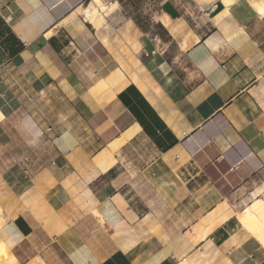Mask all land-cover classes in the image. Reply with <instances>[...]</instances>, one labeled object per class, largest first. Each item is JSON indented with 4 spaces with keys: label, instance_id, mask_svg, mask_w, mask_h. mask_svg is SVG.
<instances>
[{
    "label": "crops",
    "instance_id": "crops-1",
    "mask_svg": "<svg viewBox=\"0 0 264 264\" xmlns=\"http://www.w3.org/2000/svg\"><path fill=\"white\" fill-rule=\"evenodd\" d=\"M89 1L0 0L7 260L264 264L237 224L264 196V15L104 0L102 28L68 21Z\"/></svg>",
    "mask_w": 264,
    "mask_h": 264
},
{
    "label": "bare ground",
    "instance_id": "bare-ground-1",
    "mask_svg": "<svg viewBox=\"0 0 264 264\" xmlns=\"http://www.w3.org/2000/svg\"><path fill=\"white\" fill-rule=\"evenodd\" d=\"M254 6L256 8H259V10L263 12L264 9L260 8L259 1H254L253 7ZM119 7L120 5L117 1L91 0V2L84 9H82V11L80 12L75 11L68 18V21L76 20L78 16L81 14L85 18L84 20L92 24L95 27V29L98 30L102 28L107 22H110V18L117 12ZM2 118L3 115L0 111V121L2 120ZM103 162L104 161L100 162L102 167L106 168L107 166H109V165H103L106 164ZM263 213H264V198L262 200H257L252 204L246 206L244 211L238 214V217H239V221H242L244 226V223L249 225L252 224V221L257 217L263 218L264 216ZM0 232L5 235L3 239V243H4L6 258L12 262L13 256L9 253L10 248L13 246L12 235H7L6 230L2 229L1 226H0Z\"/></svg>",
    "mask_w": 264,
    "mask_h": 264
},
{
    "label": "rangeland",
    "instance_id": "rangeland-1",
    "mask_svg": "<svg viewBox=\"0 0 264 264\" xmlns=\"http://www.w3.org/2000/svg\"><path fill=\"white\" fill-rule=\"evenodd\" d=\"M91 1V0H90ZM89 1V2H90ZM255 0H252L251 1V3H252V5H253V2H254ZM256 1H259L260 2V8L261 9H264V4H263V1L264 0H256ZM88 2V3H89ZM87 6V4L84 6V8ZM84 8H81V10H79L78 12H80V11H82V9H84ZM253 8H255L258 12H259V14L260 15H264V10H263V12H261L260 10H259V8H256L255 6L253 7ZM80 16H81V18L83 19L84 17L80 14ZM85 19V18H84ZM264 195V194H263ZM264 198V196L263 197H259L258 199H256V200H254L253 202H255V201H257V200H262ZM252 202V203H253ZM251 203V204H252ZM244 210H242L241 212H243ZM241 212H239V213H241ZM238 213V214H239ZM263 215H264V213H263ZM239 221V217H237V222ZM238 225H240V226H243V223H242V221H239L238 223H237ZM244 227L247 229V230H249V232H251L253 235H255L263 244H264V216H263V218L261 217V218H259V217H257V218H255L253 221H252V224H245L244 223ZM0 264H11L9 261H7V258L5 259V257H4V253H3V248L1 247V244H0Z\"/></svg>",
    "mask_w": 264,
    "mask_h": 264
}]
</instances>
